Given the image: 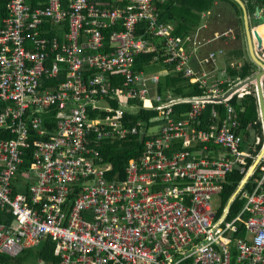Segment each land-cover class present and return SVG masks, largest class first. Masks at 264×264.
Wrapping results in <instances>:
<instances>
[{
    "label": "built area",
    "instance_id": "2783aa9c",
    "mask_svg": "<svg viewBox=\"0 0 264 264\" xmlns=\"http://www.w3.org/2000/svg\"><path fill=\"white\" fill-rule=\"evenodd\" d=\"M110 1L126 3L47 0L34 9L29 0H10L6 6L0 131L12 139L0 138V253L17 257L48 236L56 264H264V145L253 153L241 149L230 104L234 96L256 97L255 88L227 96L245 79L215 78L225 50L204 52L231 30L212 38L201 29L174 36L157 10L166 0ZM263 13L259 9L255 21ZM52 28L61 35L47 36ZM145 53H154V62L162 57L174 76L202 95L158 94L160 76L135 69L136 55ZM62 71L65 80L53 84ZM180 105L188 109L176 114L173 107ZM207 105L217 107L205 124ZM51 108L54 132L44 122ZM138 110L158 112L157 131L129 119ZM132 136L144 139L142 154L129 159L124 179L111 177L102 142ZM31 146L30 163L22 168ZM256 161L225 206L227 176L238 169L246 177ZM255 173L252 193L242 194L246 202L231 216Z\"/></svg>",
    "mask_w": 264,
    "mask_h": 264
},
{
    "label": "trees",
    "instance_id": "16d2710c",
    "mask_svg": "<svg viewBox=\"0 0 264 264\" xmlns=\"http://www.w3.org/2000/svg\"><path fill=\"white\" fill-rule=\"evenodd\" d=\"M10 0H2L0 1V11L5 13L6 6ZM47 0H29V5L36 9L38 7H44L46 5ZM95 3L103 4L107 3L111 7L122 6L123 4H115L110 0H92ZM249 18V21L253 22V26H259L264 24V13L261 21H255L254 14L261 8L264 9V0H241ZM220 4L223 5V13L235 18V26L236 32L234 33V39L225 43V45H231L228 48V55L231 60H240V66L238 68L231 67L230 63L224 69V75L221 77L231 79L244 80L247 77H250L252 71L256 69V64L247 56L246 50L243 49V41L245 39V29H244V13L240 5L234 0H166L164 4H160L157 7L160 20L164 23H168L173 26V35L174 36H184L191 33H194L198 27H201L203 24L202 15L205 12H218V7ZM229 10L232 12L230 14ZM216 15L220 18V13H216ZM211 19V24L213 23ZM51 28V27H49ZM48 28V29H49ZM66 27H64V30ZM48 31V30H47ZM112 29H107L104 31L106 35V41L109 42V36ZM62 31H57L55 28L49 30L47 36H60ZM215 33V34H214ZM212 37L216 36L217 33H221L219 31H215ZM222 40L226 42V39L220 38L216 41ZM213 41L211 44H213ZM209 45L206 47L205 51L214 50ZM235 44V45H234ZM234 45V46H233ZM216 48V47H215ZM226 50V48H221ZM247 54V55H246ZM154 53H145V54H137L135 57V69L137 71H145V73H149L150 67L159 65L165 68V70H169L170 74H167V77L161 79L157 86V92L160 95L166 94L167 92L172 93L177 98H187L202 95V90L197 87L188 86L186 81L182 80L178 76H174L170 70H172L171 66L164 64L163 58L159 57L158 61H153ZM230 60V61H231ZM93 73H96V70H93ZM65 80V74L62 71V75L52 82L53 84H60ZM120 80V78H119ZM120 81H116L114 85H119ZM223 87H226L223 86ZM230 104L233 105L237 111V120L240 123V127L237 130V133L242 136L243 143L241 149L244 150V145L249 144L252 139L255 137V132L251 133V130L254 129L256 131L257 137H260L263 140L261 134V126L260 122L257 119L258 117V104L254 93L246 95L243 99L239 100L236 96L230 101ZM116 106V103L114 104ZM217 107L216 105H207L206 110L203 115L204 123L207 124L209 122L210 114L213 108ZM188 109L187 105L174 106L173 111L175 110L177 113H183ZM219 110L222 115H224L225 110L223 106L219 107ZM129 119L133 122H145L148 126L158 125L162 123V119L159 117L158 112L154 110H138L136 112H129ZM55 116L56 110L55 108H51L46 111L44 114V122L50 132L55 131ZM0 138L12 139V136L7 134L6 132L0 131ZM33 139H31L32 141ZM263 145V141L257 145L256 149L261 150ZM31 148L27 150L26 157H24V163L22 168H26L30 163V154ZM144 149V139L140 136H132L125 139L118 140H105L102 142V146L100 152L104 159L113 165V170L111 171V177L115 175L116 179H124L126 177L125 168L128 164L129 159L131 158H139ZM245 151V150H244ZM252 164V160L249 159L248 167ZM245 177L244 174L240 173V170L236 169L232 173L227 176V182L224 186V190L221 194V199L224 205H228L233 196L238 191V188ZM258 177V173H255L250 179L247 185L244 187L242 193H240L236 198L234 203L231 205V216L237 214L245 204V201L242 197L244 193H252L254 188L255 179ZM54 246L55 242L51 237H45L40 245L36 248L29 249L23 251V253L19 254L17 257H12L5 253H0V264H24L30 263L32 260H42L47 263L56 264L58 258L54 255Z\"/></svg>",
    "mask_w": 264,
    "mask_h": 264
},
{
    "label": "water",
    "instance_id": "95a60500",
    "mask_svg": "<svg viewBox=\"0 0 264 264\" xmlns=\"http://www.w3.org/2000/svg\"><path fill=\"white\" fill-rule=\"evenodd\" d=\"M237 2L240 7L243 10L244 13V28H245V35L247 40V46H248V54L249 58L259 67L258 70L253 71L252 75L242 81L239 85L234 87V89L227 94H232L235 90L241 89L244 86H254L255 88V94L257 98V104L259 107L260 117H261V125L263 128V139H264V89H263V78H264V59L259 55L258 50H263L262 48V38L260 37L259 33L256 31V29H252L250 27L249 18L245 9V5L241 0H234ZM261 155L264 154V146L262 148V151L260 153ZM256 161L252 168L250 169L249 173L246 175V177L243 179V183L241 187H243L251 173L253 172L254 168L257 165Z\"/></svg>",
    "mask_w": 264,
    "mask_h": 264
},
{
    "label": "rangeland",
    "instance_id": "374dc122",
    "mask_svg": "<svg viewBox=\"0 0 264 264\" xmlns=\"http://www.w3.org/2000/svg\"><path fill=\"white\" fill-rule=\"evenodd\" d=\"M223 5L224 4H220L219 5V7L217 8L218 9V12H215V13H213L212 15H211V19L212 20H215V21H212L213 23L215 22V24H211V28H210V30H207V31H203V30H201V32L200 33H202V34H205V33H207V34H212V33H214L215 31H219V32H225V31H228V30H231V32L232 33H235L236 32V26H235V18L234 17H232V15H230V16H228L227 14H226V16H225V14L223 13ZM216 13H220V18L216 15ZM249 23H250V27L252 28V26L254 25L253 24V22H251V20L249 21ZM245 29V28H244ZM198 30V29H197ZM196 30V31H197ZM205 32V33H204ZM261 35H262V33H261ZM262 37L264 38V36L262 35ZM228 41H226V42H223L222 40H219V41H216V42H214L213 44H211L212 46H210L211 48H214V50H217V49H221V48H226V50H225V52L227 51L228 52V48L231 46L230 44L229 45H225V43H227ZM246 42V43H245ZM244 43H245V45H246V49H247V51H246V53L248 54V46H247V40H246V35H245V39H244ZM235 45V44H234ZM233 45V46H234ZM216 47V48H215ZM229 53V52H228ZM246 54V55H247ZM225 55V54H224ZM223 55V56H224ZM259 55H261V52L259 51ZM248 57H249V54L247 55ZM223 59V61H224V65H227V64H229V62H230V60H231V58H229V56L228 55H225L224 56V58L222 57V58H220V61ZM221 64H222V61H221ZM234 67H236V68H238L239 66H237V65H235ZM259 69V67L256 65V69L255 70H258ZM254 70V71H255ZM165 68H163L162 66H159V65H155V66H151L150 67V71H149V75H151V74H158L160 77H163V76H165ZM252 73H253V71H252ZM252 75V74H251ZM215 78H216V76H215ZM248 78V77H247ZM246 78V79H247ZM263 89H264V78H263ZM264 92V91H263ZM258 109H259V107H258ZM258 117H259V119H258ZM257 117V119L259 120V122L261 123V117L260 116H258ZM158 130V126H155V127H153L150 131L151 132H154V131H157ZM256 137L257 136H255V138L254 139H252L251 141H250V143L249 144H245L244 145V148H246V149H244L247 153H253V150H255L256 149V147H257V144L259 145L263 140H261V138L258 140H256ZM255 140H256V145H255ZM264 143V142H263ZM264 145V144H263ZM262 145V146H263ZM246 200V199H245ZM246 202V201H245ZM37 263V261L34 259V260H32V261H30V263L29 264H36ZM24 264H28V263H24Z\"/></svg>",
    "mask_w": 264,
    "mask_h": 264
},
{
    "label": "crops",
    "instance_id": "0c3cea01",
    "mask_svg": "<svg viewBox=\"0 0 264 264\" xmlns=\"http://www.w3.org/2000/svg\"><path fill=\"white\" fill-rule=\"evenodd\" d=\"M0 1H2V0H0ZM255 1V0H254ZM229 12H230V14H232V12L229 10ZM4 14L5 13H3V12H1L0 11V24H1V22H2V19H3V16H4ZM213 14V12L211 11V12H205V13H203V15H202V18H203V24H202V26L201 27H198V29H201V30H203V31H207V30H210V28H211V15ZM262 25H264V24H261V25H259L258 27L259 28H254V27H252V29H257L258 31L260 30V28L262 27ZM201 30H200V32H201ZM196 32V31H195ZM205 33V32H204ZM261 33H262V35L264 36V28L262 29V31H261ZM191 34H193V33H191ZM215 34V33H214ZM213 33L212 34H207V33H205V37H208V38H212V36L214 35ZM261 35V36H262ZM263 38V37H262ZM224 39H226V41H230V40H232V39H234V33H232L228 38H224ZM264 39V38H263ZM246 43V42H245ZM245 43H244V41H243V49H245L246 51H247V49H246V45H245ZM263 46H264V40H263ZM261 52V57L263 58V54H264V49L263 50H258V52ZM225 55H228V52L226 51L225 52ZM224 55V56H225ZM224 56H221L220 58H224ZM229 56V55H228ZM220 58H219V60H218V63H217V67H216V71H215V73H214V75L216 76V78L217 79H223L221 76L222 75H224V69L228 66V64L227 65H224L223 63H224V61H223V59L221 60L222 61V64H221V61H220ZM264 59V58H263ZM230 62H234V63H238V64H240V60H236V59H234V60H231ZM229 62V63H230ZM165 76H163V77H160V81H161V79L162 78H164V77H167L168 75L167 74H169V70H167L166 69V71H165ZM149 74V73H148ZM151 75H153V74H151ZM156 75H158V74H156ZM258 113V112H257ZM252 132H255V136H257L258 134H256V131L254 130V129H252L251 130V133ZM255 138V137H254ZM260 139V137H256V140L257 139ZM256 140H255V142H256Z\"/></svg>",
    "mask_w": 264,
    "mask_h": 264
},
{
    "label": "bare ground",
    "instance_id": "6f19581e",
    "mask_svg": "<svg viewBox=\"0 0 264 264\" xmlns=\"http://www.w3.org/2000/svg\"><path fill=\"white\" fill-rule=\"evenodd\" d=\"M257 28H259V27H257ZM264 28V25H262V27L260 28V30L258 31L257 29H256V31L259 33V35H260V37L262 38V36H261V31H262V29ZM263 38H262V48H264V46H263Z\"/></svg>",
    "mask_w": 264,
    "mask_h": 264
},
{
    "label": "clouds",
    "instance_id": "9594fccd",
    "mask_svg": "<svg viewBox=\"0 0 264 264\" xmlns=\"http://www.w3.org/2000/svg\"><path fill=\"white\" fill-rule=\"evenodd\" d=\"M261 126V125H260Z\"/></svg>",
    "mask_w": 264,
    "mask_h": 264
}]
</instances>
